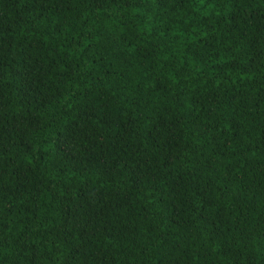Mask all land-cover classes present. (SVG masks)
Returning <instances> with one entry per match:
<instances>
[{
  "label": "trees",
  "instance_id": "1",
  "mask_svg": "<svg viewBox=\"0 0 264 264\" xmlns=\"http://www.w3.org/2000/svg\"><path fill=\"white\" fill-rule=\"evenodd\" d=\"M0 264H264V0H0Z\"/></svg>",
  "mask_w": 264,
  "mask_h": 264
}]
</instances>
